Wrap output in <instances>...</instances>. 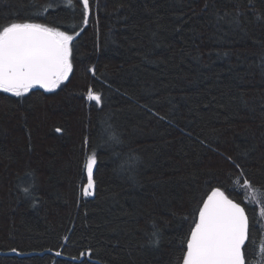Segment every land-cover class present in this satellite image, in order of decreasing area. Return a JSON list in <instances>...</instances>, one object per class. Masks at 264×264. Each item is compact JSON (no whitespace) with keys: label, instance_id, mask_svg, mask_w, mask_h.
Returning a JSON list of instances; mask_svg holds the SVG:
<instances>
[{"label":"trees","instance_id":"16d2710c","mask_svg":"<svg viewBox=\"0 0 264 264\" xmlns=\"http://www.w3.org/2000/svg\"><path fill=\"white\" fill-rule=\"evenodd\" d=\"M49 2L64 0H0V25L79 31V0L45 15ZM90 6L68 81L0 92V253L33 254L0 264H182L195 210L217 187L245 208L259 243V205L243 180L264 189V0ZM106 120L118 146L101 139ZM93 152L95 194L84 197ZM130 156L134 170L121 171ZM245 247L256 264V244Z\"/></svg>","mask_w":264,"mask_h":264},{"label":"snow or ice","instance_id":"6c2138e0","mask_svg":"<svg viewBox=\"0 0 264 264\" xmlns=\"http://www.w3.org/2000/svg\"><path fill=\"white\" fill-rule=\"evenodd\" d=\"M79 2L82 5V27L74 34L42 22L14 20L0 25V92L10 93L15 97H22L33 88L54 92L68 81L73 72V41L88 26L91 15L90 0ZM57 6L73 10L75 7L74 0H64L63 5L49 2L43 10L44 14ZM90 71L95 76L94 68ZM87 100L94 101L96 105L102 103L101 95L91 88L88 89ZM104 125L101 139L112 146L121 144L119 134L111 123L106 120ZM87 143L85 138V145ZM228 159L231 161V158ZM96 163L97 157L93 152L88 155L84 165L87 175V183L82 186L84 197L95 194L93 172ZM232 163L239 167L235 162ZM135 165L136 158L130 156L121 159L119 168L131 173ZM240 175L243 176L242 171ZM239 183L237 180V184ZM243 187L252 192V199L259 205L260 215L264 217V201L256 196L257 191L264 189L254 188L246 178L243 180ZM255 230V227L250 228L245 208L229 199L220 188H213L195 210L190 232L184 241L182 264H251L246 257V243L256 244L258 256L254 259L256 264H264V234L257 243L251 235ZM153 237L152 243L158 244V233L154 231ZM55 255L59 257L61 252L57 251ZM84 255L85 253H81V256Z\"/></svg>","mask_w":264,"mask_h":264},{"label":"water","instance_id":"95a60500","mask_svg":"<svg viewBox=\"0 0 264 264\" xmlns=\"http://www.w3.org/2000/svg\"><path fill=\"white\" fill-rule=\"evenodd\" d=\"M33 89H42V88H33ZM42 90H44V89H42ZM235 202V201H234ZM237 203V202H236ZM242 206V205H241ZM243 207V206H242ZM45 253H49V252H45ZM10 255H15V256H18L19 258H23V257H29V256H31V255H33V254H20V253H18V252H14V251H12V252H6V253H0V256H2V257H6V256H10ZM38 255H42V254H38ZM88 255V254H87ZM83 257H80V260L82 259ZM72 261H76V260H72Z\"/></svg>","mask_w":264,"mask_h":264},{"label":"rangeland","instance_id":"374dc122","mask_svg":"<svg viewBox=\"0 0 264 264\" xmlns=\"http://www.w3.org/2000/svg\"><path fill=\"white\" fill-rule=\"evenodd\" d=\"M248 191H250V190H248ZM250 195H251V197H252V192H251V191H250ZM259 195H260L259 192H257V193H256L257 198L259 197ZM255 202H256V201H255ZM258 213H259V216H261L259 211H258ZM262 223H263V226H264V217H262Z\"/></svg>","mask_w":264,"mask_h":264}]
</instances>
